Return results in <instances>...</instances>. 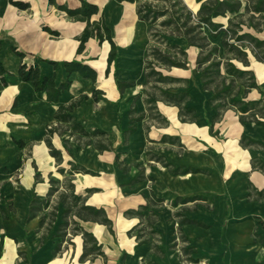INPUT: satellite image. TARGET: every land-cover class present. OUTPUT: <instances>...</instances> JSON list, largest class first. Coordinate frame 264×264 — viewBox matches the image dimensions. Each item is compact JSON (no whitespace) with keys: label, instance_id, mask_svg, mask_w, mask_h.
<instances>
[{"label":"crops","instance_id":"1","mask_svg":"<svg viewBox=\"0 0 264 264\" xmlns=\"http://www.w3.org/2000/svg\"><path fill=\"white\" fill-rule=\"evenodd\" d=\"M15 1L27 6L0 0V62L12 73L6 76L5 85L0 81V264H65L53 255L57 242L41 243V213L30 220L27 215L33 188L39 197H45L38 190L44 191L46 175L56 173L58 166L65 168L61 174H69L68 154L94 172L73 174L84 179L83 195L91 188L104 189L87 204L102 207L112 222V233L107 226L96 228L103 240L109 237L112 241L104 251L105 255L111 253L110 264H179L178 251L170 247L179 232L187 238V248H196L190 255L199 262L264 264V244L255 235L264 237V165H260L264 164V125L241 123L232 108L213 120L216 112L209 101L210 91L201 87L195 68L199 49L187 46L182 39L169 38L187 52V68L162 69L165 74L189 80L188 104L195 109V119L181 121L176 105L157 100L154 107L145 101L149 25L138 18L134 3L88 0L99 8L91 21L102 19L117 45L116 58L108 65L107 40L99 43L90 37L82 52H77L85 22L68 15L65 8H77L81 0ZM184 2L197 12L198 3ZM251 14L249 11L243 19ZM228 19L218 16L214 21L226 27ZM258 19V13L254 14V21ZM204 30L209 34L207 27ZM243 31L264 40V23L259 29L245 24ZM222 36L220 32L210 37L211 43L221 45ZM13 48L25 54L22 62L38 65L41 77H53L56 85L71 80L57 102L48 101L44 91H36L18 76L21 58ZM245 49L248 65L236 64L251 70L259 87L252 88L246 98H261L264 104V60ZM72 59L92 67L96 82L76 71L67 73L63 61ZM173 69L180 72L172 73ZM116 80L132 85L120 91ZM73 101H78L72 110L74 120L88 132H107L113 146L99 151L92 144L86 145V137L66 129L65 123L63 132L51 138L63 155V162L57 165L44 139L49 125L58 124L54 118L57 108ZM138 116L141 119L136 121L135 130L125 134L131 125L129 118ZM242 135L246 137L241 142ZM147 149L162 156L175 171L150 160ZM134 164L144 169L145 178L125 184L139 169ZM35 170L41 174L38 183ZM177 213L196 223L181 222ZM149 217L156 239L145 231L150 229L145 225ZM139 226L148 241L137 243L134 231ZM78 249L80 256L83 244Z\"/></svg>","mask_w":264,"mask_h":264},{"label":"trees","instance_id":"2","mask_svg":"<svg viewBox=\"0 0 264 264\" xmlns=\"http://www.w3.org/2000/svg\"><path fill=\"white\" fill-rule=\"evenodd\" d=\"M14 5L25 8L26 3L10 0ZM117 2H130L135 4V10L138 18L145 21L149 25L148 35L150 42L147 46V53L144 60L145 78L147 89L144 90L147 98L146 103L154 105L157 100H162L167 103H172L179 108L178 115L181 121H192L195 119V109L189 105L190 88L188 87L189 80L187 78L178 77L163 73L162 69L170 70L172 67L187 68V52L175 42L169 40L170 37L182 39L187 43V46H194L199 49L195 60V68L198 72V77L201 82V87L210 91L209 101L215 110L213 120L219 118L222 112L228 108H232L239 114V121L245 123L253 121L257 124L264 125V104L261 98L247 99V93L252 88H259L255 80L253 72L247 68H242L236 64L240 62L244 67L248 65L249 51L259 60H264V40L258 39L248 32L243 31L245 24L251 25L254 29H259L260 25L264 23V0H194L199 4L196 13L185 4L184 0H115ZM243 2L245 3L243 7ZM243 8V10H242ZM67 14L79 21L85 22V27L78 37L77 52L80 53L84 49L85 42L94 37L99 43L107 40L110 44V51L108 54V65L116 58L117 45L111 37L110 29L102 19L91 21L92 15L98 13L99 8L94 3L88 0H81V5L77 8H65ZM249 11L252 14L243 19ZM258 13V20L254 21V14ZM218 16H229L228 24L223 27V24L215 22L214 19ZM247 22V23H246ZM207 27L209 34L204 30ZM222 32L221 45L211 43L210 37L215 38ZM245 46V47H244ZM1 49V41H0ZM12 51L21 58V63L18 68V76L24 80L29 81L36 91H44L46 99L50 102H57L62 91L68 89L71 85V80L68 78L56 85L53 77H41L39 74L38 65L22 62L24 57L23 52L12 49ZM53 66H57L58 62L49 61ZM63 65L67 73L73 71L78 72L81 76L90 78L93 83L96 82L95 70L87 64L78 60H64ZM108 70V69H107ZM12 73L7 71L0 62V81L3 85L7 83L6 76H11ZM116 85L120 91L125 87L132 85V82H121L116 80ZM243 88V90H241ZM243 91V92H242ZM242 92V94H241ZM97 91L94 90L93 94ZM241 94V95H240ZM82 97H86L83 95ZM78 104V101H73L68 105H60L54 113V118L57 119L58 124H51L47 128V136L44 141L49 148V153L54 157L57 165L63 162V155L60 149L56 148L51 138L54 134L60 135L63 132V125L67 123V128L71 132H77L86 137L84 144H92L99 151L111 150L113 143L107 139V132L102 130H93L88 132L82 125L77 123L72 115L73 108ZM134 108L130 110L132 111ZM141 116L129 118L131 125L125 129V134H130L135 130L136 121L140 120ZM212 122L210 125L212 126ZM242 135V140L245 138ZM92 139V140H91ZM17 145L22 146L20 140H15ZM254 143V140H249V143ZM150 160L158 162L163 166L169 167L172 172L175 171L171 164L167 162L162 156L153 154L150 150L146 151ZM70 159L67 160L69 165L68 173L73 175L75 173H89L94 172L84 168L80 165L71 154H68ZM119 155H117L118 161ZM260 165H264L261 163ZM138 171L133 174L125 184H132L139 182L145 178L144 169L139 164H134ZM36 169V166H34ZM126 170L125 167L122 168ZM57 171L64 173L65 168L58 166ZM40 172L35 170V183L41 180ZM51 182L56 181L50 179ZM68 192L59 194V201L63 205L60 225H67V215L74 217V221H97L108 227L112 233V222L106 216L105 210L102 207L85 203V197L82 194L74 191V184H68ZM57 187L51 185L44 198L37 195L36 191L32 190V196L28 207L27 220L32 219L41 213L39 216V225L42 226L44 215L43 210L50 207V196ZM87 193L93 191L86 190ZM263 194V191L258 193ZM157 202L162 200L156 199ZM176 200L173 202L175 204ZM146 206H141V209ZM126 213H138V211L127 210ZM55 213H53L54 215ZM177 217L181 222L196 223L185 217ZM54 216L50 219L47 228L52 224ZM146 227H149L147 233H156L152 228L151 219H147ZM83 238V249L79 256V261H83L90 255H102L101 244L97 241L94 234L85 230L82 226L78 227ZM144 228L140 229L136 234L137 243L148 241L144 237ZM146 233V234H147ZM182 240L187 242V238L180 232ZM61 235V234H59ZM264 244V237L255 234ZM46 238L41 240L44 243ZM184 253H194L196 248H183ZM191 261H196L192 259ZM151 264H156L151 262Z\"/></svg>","mask_w":264,"mask_h":264},{"label":"rangeland","instance_id":"3","mask_svg":"<svg viewBox=\"0 0 264 264\" xmlns=\"http://www.w3.org/2000/svg\"><path fill=\"white\" fill-rule=\"evenodd\" d=\"M172 73H178L180 71L177 70H171ZM50 179L57 180L55 183L51 182ZM83 178L71 174H61L56 170V173L53 175H46L45 176V183L43 184L42 188L44 191L38 190L40 193L44 194L46 196V193L49 190V187L53 185L54 187H57V191H54L52 195L50 196V207L46 210H43V224L41 228L38 230L40 239L46 238V241L56 243V248L53 249V255H58L57 258H59L62 262L65 264H110L111 260V253H108L105 255V250H107V244L110 242L112 244V241L109 237H105L107 240H103L101 238V234L96 231L97 226H103L106 227V225L101 224L97 221H81L78 220L77 222L74 221V217H71V215H67L68 223L67 225L61 226V214L63 210V205L59 201V194L61 192L67 193L68 192V184L71 182L74 184V191L76 193L82 194L85 190V184L83 181ZM40 187H37L39 189ZM93 191L88 192V194L85 196L82 194V196L85 197V203L88 201H93L92 197L97 196V194H101L104 192L103 188H91ZM98 202V201H97ZM53 213H55L53 215ZM54 216V220L52 224L47 228V225L50 222V219ZM150 219V217H149ZM147 221V219L145 220ZM82 226L87 231H95L93 234L96 236V239L98 242H101V250L103 252L102 255H90L87 258H85L83 261H79V253L78 248L83 244V238L82 235L78 229V227ZM146 225V222H145ZM140 229V226L137 227L134 231V234H137ZM132 230V229H131ZM130 230V231H131ZM129 231V233H130ZM148 232V229L145 230ZM144 231V232H145ZM61 234V235H59ZM153 238H157L155 236V233H151V236ZM148 238L147 235L146 237ZM115 242V241H114ZM188 242H185L182 240L180 232L177 233V235L174 237L173 241L170 244V247L178 251L179 256V264H205L204 261L199 262V260L191 261L193 258L191 257L190 253H184L183 248H187Z\"/></svg>","mask_w":264,"mask_h":264}]
</instances>
